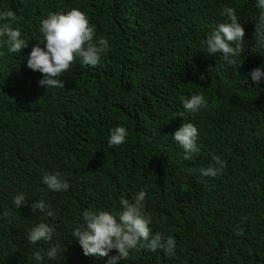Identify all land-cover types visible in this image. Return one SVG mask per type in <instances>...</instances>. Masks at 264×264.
<instances>
[{"label": "trees", "instance_id": "obj_1", "mask_svg": "<svg viewBox=\"0 0 264 264\" xmlns=\"http://www.w3.org/2000/svg\"><path fill=\"white\" fill-rule=\"evenodd\" d=\"M225 5L245 29L239 68L202 46L224 22ZM72 8L87 14L111 50L96 66L75 61L63 88H42L41 73L26 63L42 38L40 21ZM0 9L15 12L29 39L20 55L0 56V217L9 214L0 218V264H32V251L47 248L26 238L41 219L65 240L60 264H104L83 255L72 228L83 209L118 208L121 197L131 200L140 189L153 232L173 235L177 255L133 251L119 264H264V91L248 77L264 65L255 0H0ZM199 92L207 109L186 113L182 100ZM184 122L199 132L200 150L188 161L171 137ZM117 125L128 137L110 147ZM213 155L226 167L201 178ZM45 172H59L69 190L49 191ZM18 192L28 204L15 209ZM41 199L54 217L32 212Z\"/></svg>", "mask_w": 264, "mask_h": 264}, {"label": "clouds", "instance_id": "obj_2", "mask_svg": "<svg viewBox=\"0 0 264 264\" xmlns=\"http://www.w3.org/2000/svg\"><path fill=\"white\" fill-rule=\"evenodd\" d=\"M258 16L255 19L256 42L264 47V0H255ZM220 15L224 22L203 39L202 46L209 56H222L223 61L230 67L238 68L243 64L245 29L242 26L235 8L223 6ZM41 39L34 45L27 57V67L41 73L38 85L42 88H63V74L69 71L77 60L84 65L96 66L103 54L111 50L109 39L99 36L95 25L87 14L78 8L68 11L50 12L42 18L39 25ZM43 44V47L40 44ZM29 47V39L23 34L17 24V16L11 9H0V56L5 53L19 54ZM252 84L259 86L264 83V65L253 68L249 73ZM243 83H247L244 80ZM186 113L199 114L208 107L204 93H194L182 100ZM183 117V114L177 115ZM198 128L192 122H184L171 135L172 140L183 150V160H192L199 152ZM259 135V133H258ZM128 130L123 125H117L109 130L108 145L119 146L126 142ZM213 163L201 167V178L215 177L226 167V162L219 156H212ZM41 182L51 192L65 193L70 184L59 172H45ZM147 192L140 189L129 200L121 197L119 207L113 209L86 208L80 214L81 222L71 231L74 239L82 249L84 256L103 260L104 264H119L129 258L133 251L157 252L162 250L168 257L177 255V242L173 235L163 232H153L151 225L153 217L145 211ZM15 209L28 204L27 194L18 192L12 199ZM34 213L47 218L55 215L53 206L41 199L31 204ZM4 212L2 217H8ZM29 244L37 245L43 242L47 245L44 250L35 249L31 253L32 264H57L64 259L67 247L65 240L58 234L56 227L41 219L34 223L26 233ZM115 254H111V253ZM106 258V259H105Z\"/></svg>", "mask_w": 264, "mask_h": 264}]
</instances>
